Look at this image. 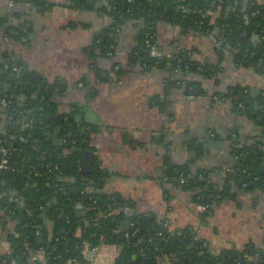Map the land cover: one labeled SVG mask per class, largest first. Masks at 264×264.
Listing matches in <instances>:
<instances>
[{
  "label": "trees",
  "instance_id": "1",
  "mask_svg": "<svg viewBox=\"0 0 264 264\" xmlns=\"http://www.w3.org/2000/svg\"><path fill=\"white\" fill-rule=\"evenodd\" d=\"M67 1L72 9L93 11L111 19L97 33L92 48L104 57L114 47V37L123 22L137 24V47L130 66L138 63L146 69L185 72L194 78L186 86L188 95L195 94V86L200 87L196 80L218 85L220 74L209 67L200 68L183 46L172 57L164 56V48L157 44L156 28L160 22L176 25L186 33L213 37L218 58L231 53L235 64L264 79V6L259 0ZM25 2L37 7L43 4L40 0ZM5 24L6 19L0 20V28L4 29ZM147 39L159 58L151 56ZM94 50L88 54L89 58H93ZM14 67L18 70L13 71ZM10 74L12 80H8ZM2 83H9L10 88L7 92L0 88V155L6 148L9 168L0 172V236L4 235L9 251L0 254V264H75L73 261L90 264L86 251L106 245L119 248L114 264H264V251L246 246L242 250L213 253L195 228L188 226L174 231L165 220L148 221L131 216L130 232L122 240L116 232L123 212L113 216L109 210L108 214L100 215L102 209L108 210L112 205L105 196L87 192L93 180L105 175L98 165L89 174L82 169L88 131L75 133L74 123L69 122L71 125H64L58 134L60 122L52 91H46L43 80L8 53L0 55ZM170 84L167 83L165 92ZM240 92L239 86H229L222 97L233 100L239 115L258 126L261 134L255 144L240 145L236 137L227 139L236 163L222 173L221 180L215 181L209 170H193L187 165L180 168L183 175L174 182L178 192L190 196L196 207H208L206 212L199 213L203 223L212 218L225 199L236 200L241 192L264 193V95L252 99ZM3 100L7 106L1 105ZM56 139L64 141V145H57ZM117 204L116 207L124 209L125 202L121 199ZM37 230L43 237L41 242L37 240ZM33 256L37 260L31 261Z\"/></svg>",
  "mask_w": 264,
  "mask_h": 264
},
{
  "label": "crops",
  "instance_id": "2",
  "mask_svg": "<svg viewBox=\"0 0 264 264\" xmlns=\"http://www.w3.org/2000/svg\"><path fill=\"white\" fill-rule=\"evenodd\" d=\"M40 1L42 7L25 0H0V20L6 19L5 30L0 28V55L11 54L38 75L61 113L76 115L77 123L89 125L93 161L100 162L106 174L102 191L125 202L119 230L126 217L165 220L174 231L195 228L213 253L246 246L264 251L263 192H241L236 200H223L203 223L190 196L172 191L166 181L169 170L187 165L209 170L215 181L221 180L236 163L227 139L255 144L261 132L232 111V100L218 96L229 86L258 96L264 92V79L235 64L231 53L218 58L209 38L160 22L157 44L164 56L170 58L184 47L200 68L220 74L218 85L196 80L200 87L188 95L186 86L194 78L187 73L130 66L137 47L138 26L133 21L123 22L112 52L104 57L92 48L110 18L72 9L67 0ZM259 2L264 6V0ZM209 141L221 143L208 149ZM8 251L1 235L0 254ZM118 254L116 245H106L86 257L90 264H114Z\"/></svg>",
  "mask_w": 264,
  "mask_h": 264
},
{
  "label": "flooded vegetation",
  "instance_id": "3",
  "mask_svg": "<svg viewBox=\"0 0 264 264\" xmlns=\"http://www.w3.org/2000/svg\"><path fill=\"white\" fill-rule=\"evenodd\" d=\"M16 30H17V28H15ZM19 30V29H18ZM111 50V49H110ZM111 52V51H110ZM109 52V53H110ZM1 59H3V58H1ZM13 79V75L12 74H10L9 75V77H8V80H12ZM0 88H2L3 89V91L4 92H7L8 90H9V88H10V85H9V83H2V84H0ZM6 90V91H5ZM222 94V93H221ZM240 94H243V96L246 94V95H249V98H252V99H254V98H256V97H258V96H260V95H264V92H262V93H260L258 96H255V94H253V92H251V93H247V92H241ZM220 99H222L223 97H222V95H221V97L220 96H218ZM223 99H225V98H223ZM222 99V100H223ZM226 100H230L229 98H226ZM233 101V100H232ZM52 102H53V100H52ZM233 103H234V105H235V102L233 101ZM55 104V103H54ZM232 111H234V112H237V110H235L234 109V107L232 108ZM55 112L57 113V119L59 120V124L57 125V133L59 134L60 133V130L62 129V127L65 125V126H69V125H71V124H69V122H73L74 123V130H75V133H87V131H88V135L86 136V140H87V149L86 150H84V152H83V157H82V160H83V158H84V154L86 153V152H91V148H90V146H89V125L86 123V125L85 124H83L82 122H80V123H77L76 122V118H77V116L75 115V116H70L69 114H67L66 112H63V113H61L60 111H59V109H58V107H57V105L55 104ZM238 113V112H237ZM238 114H240V113H238ZM243 119H245V120H249L248 118H244V117H242ZM50 119H51V116H50ZM49 119V120H50ZM249 122H251V123H253V124H255L253 121H251V120H249ZM62 124V125H61ZM258 131H260L259 130V128H258ZM64 132L66 133V132H68L67 130H64ZM70 136H72V133L70 132V134H69ZM57 140V145H59L60 147L61 146H63L64 145V141H62L61 139H56ZM86 142V141H85ZM58 146V147H59ZM68 146L70 147L71 145L70 144H68ZM61 148H59V150H60ZM71 152H74V149L71 151ZM93 154V153H92ZM98 165V168L100 169V170H102V168H101V166H100V162L97 164ZM95 163H94V161H93V158H92V161H91V167H90V169H89V173H91L92 171H95V167L97 166ZM82 169H84V166L82 165ZM229 171V170H228ZM102 172H104L103 170H102ZM171 172V171H170ZM88 173V174H89ZM106 175V174H105ZM105 175H102L101 176V178H99L98 180H93L91 183H90V185H89V187L87 188V192H91V191H93V192H95V193H98V194H100L101 196H105L106 197V201H107V203H110L111 205H112V208H115V210H112V208H110L109 206H108V210H104V209H102L101 210V213H100V215H103V214H108V212H109V210L110 211H113L111 214H114L113 216H115V215H119L120 213V210H121V207H116L118 204H117V201L118 200H120L116 195H112V194H108V193H106V192H104V191H102L103 190V187L101 188V186L103 185V183H105ZM181 175H183V172H182V169H173L172 170V172H171V174L170 175H168L169 177H168V179L166 180L167 182H169L170 183V187L169 188H171L172 189V191L173 190H175V191H178V189H176L175 188V183L174 182H176L177 181V178H179V176H181ZM180 182L182 183V180H180ZM102 184V185H101ZM251 186V185H250ZM170 189V190H171ZM77 207L78 208H80V210H82L83 208H82V206L79 204V203H77ZM107 207V206H106ZM200 207H203V206H200ZM199 207V208H200ZM208 210V209H207ZM206 210V211H207ZM199 211H200V213L201 212H206V211H201L200 209H199ZM10 227V226H9ZM130 229H131V225H130V228H129V232H130ZM118 233H120V232H118ZM116 234H117V232H116ZM127 235L128 234H125V235H123V234H121L120 233V237H121V239H122V237H124V239L127 237ZM39 237H41V238H43L42 237V235H41V232H40V234L39 235H37V240H38V238ZM124 239H122V240H124ZM43 240V239H42ZM41 240V241H42ZM101 247H97V251L100 249ZM86 249H88V246H86ZM92 252H94V251H92L91 249H89L88 251H86V254L87 255H89V254H91ZM35 260H37V258L35 259ZM31 261H32V259H31Z\"/></svg>",
  "mask_w": 264,
  "mask_h": 264
},
{
  "label": "built area",
  "instance_id": "4",
  "mask_svg": "<svg viewBox=\"0 0 264 264\" xmlns=\"http://www.w3.org/2000/svg\"><path fill=\"white\" fill-rule=\"evenodd\" d=\"M209 39L211 40V42L214 45L217 44L216 39H214L213 37H210ZM146 45H147V47H149V46L151 47V50H152L151 51V56L152 57H154V58H159L160 57V55L154 50L153 45L150 43V40L149 39L146 40ZM17 70L18 69L16 67L13 68V71H17ZM7 104L8 103L6 101H4V100L1 101V105L2 106H7ZM8 155H9V153H8L7 149L6 148H3L1 150V155H0V172L9 168V166H8V164H9ZM199 209L201 211H206L208 209V207L207 206H203V207H200ZM36 234L39 235L40 234V231L37 230L36 231ZM91 250L94 251V252H96L97 251V248H92ZM31 259H32V261H34L36 259V256H33ZM73 262L75 264H77V261H73Z\"/></svg>",
  "mask_w": 264,
  "mask_h": 264
},
{
  "label": "water",
  "instance_id": "5",
  "mask_svg": "<svg viewBox=\"0 0 264 264\" xmlns=\"http://www.w3.org/2000/svg\"><path fill=\"white\" fill-rule=\"evenodd\" d=\"M112 52V50H110ZM6 91V90H5ZM48 119H50V116H48ZM78 119H79V116H78ZM220 141L216 142V141H209L207 142V147L208 149H217L218 146L220 145ZM92 158H93V154L92 152H86L84 154V169L83 171L85 173H89V169L91 167V161H92ZM123 212L124 213V209H121L119 213ZM129 225H131V221H130V218L129 217H126V219H124L122 222H121V228L119 230V232L123 235L125 234H128L129 233ZM43 238L39 237L38 238V241L41 242ZM122 239H124V237H122Z\"/></svg>",
  "mask_w": 264,
  "mask_h": 264
}]
</instances>
